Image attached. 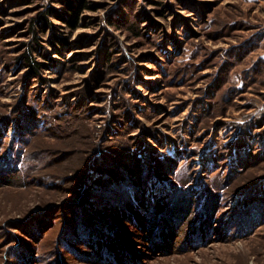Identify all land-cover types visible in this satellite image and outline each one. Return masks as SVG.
<instances>
[{
	"label": "rangeland",
	"instance_id": "obj_1",
	"mask_svg": "<svg viewBox=\"0 0 264 264\" xmlns=\"http://www.w3.org/2000/svg\"><path fill=\"white\" fill-rule=\"evenodd\" d=\"M0 264H264V0H0Z\"/></svg>",
	"mask_w": 264,
	"mask_h": 264
},
{
	"label": "trees",
	"instance_id": "obj_2",
	"mask_svg": "<svg viewBox=\"0 0 264 264\" xmlns=\"http://www.w3.org/2000/svg\"><path fill=\"white\" fill-rule=\"evenodd\" d=\"M25 58H26L28 66L33 68V70L38 71L40 65L35 63L34 59L32 58V56L29 53H27V55H25Z\"/></svg>",
	"mask_w": 264,
	"mask_h": 264
}]
</instances>
